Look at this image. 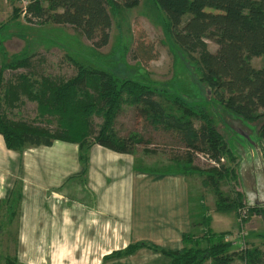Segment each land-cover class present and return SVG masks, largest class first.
I'll use <instances>...</instances> for the list:
<instances>
[{
	"label": "rangeland",
	"instance_id": "rangeland-1",
	"mask_svg": "<svg viewBox=\"0 0 264 264\" xmlns=\"http://www.w3.org/2000/svg\"><path fill=\"white\" fill-rule=\"evenodd\" d=\"M28 1L0 0V113L9 120L25 121L49 129L51 132L62 130L65 125H69L68 122L73 121L72 128L80 137L84 133V128L77 119L83 115L82 113H75L69 108L64 114L54 108L42 107L26 92L30 91L31 96L40 94L43 80L46 79L50 82H68L78 77L81 68L112 72L121 80L132 79L166 94L169 99H165L169 101L162 102L163 105L171 109L176 117L188 121V118L182 114L183 110H179L180 107L178 109L172 104L173 100L177 99L181 105L206 115L211 126L225 139L231 152L222 164L234 170L235 175L227 176L222 164L214 165L201 150L189 149L181 136L175 130H165L158 118L140 115L138 108L143 106H134L126 95L123 97L124 102L113 126L114 132L121 138L136 134L142 140V144H137L135 152L131 155H134L138 169L140 168L143 172L156 174L185 172L190 176L191 183H196L194 190L199 191V196L205 193V199L210 198L215 202L218 197V194L214 192L215 185L225 199L237 201L238 194L242 195L241 200L246 207H240L238 204L239 219H242L246 226L252 219L256 220H254V226L259 225L256 226L258 230L253 231L251 239L248 240L246 232L243 237L238 235L230 240L231 250L257 249L264 253V228L260 225V218H258L261 214L258 211H252L255 206L264 204V140L259 134L260 125L224 111L218 104L209 87L202 81L199 66L191 61L173 41L168 31V19L155 2L142 0L139 5L132 8H110L113 18L110 41L107 46L97 49L93 42L87 40L72 26L57 25L52 22L45 24L28 22L24 14ZM43 3L47 5L48 0H43ZM207 42L209 49L216 52L218 46L211 40ZM147 53L156 55V59L144 60ZM251 62L255 68H260L263 58H251ZM13 86L20 87L22 92L17 95L19 100L9 104L8 98L16 95V92L13 95ZM93 91L92 89L89 91L91 96L96 95ZM82 96L83 94L80 93L78 99ZM157 100L163 101L159 97ZM87 119L96 131L104 124L101 111L94 112ZM192 121L197 128L202 124L197 119ZM85 143L91 145L88 150L85 147L82 151L88 156V162L86 165L80 160L81 171L78 173L79 179L76 184V194L82 199L88 192L86 177L92 164L91 150L98 146L92 142V137H87ZM199 148L203 149L202 146ZM120 164L116 162L110 165L114 168ZM212 174L216 175L214 179L210 177ZM212 180L216 183H211ZM206 183L211 188H208ZM12 195L16 198L18 196L16 192H12L8 200ZM1 206L0 264H5L6 256L17 257L20 252V229L17 218L18 205H2L1 202ZM7 207L10 212L7 211ZM14 207L16 211H13ZM208 211L212 210L208 208ZM246 226L243 231H249V226ZM228 228L233 229V223ZM257 233L262 235L258 237ZM113 234L114 232H111L110 238L117 242L118 239H115ZM115 235L121 236V233L115 232ZM257 237L262 241L257 240ZM195 238L203 239L204 235ZM233 240H238L239 244L234 245ZM135 244L137 243L131 245ZM141 244H147L149 247H137L132 252H128L129 254L125 251L131 245L124 249L121 248V244L112 246L102 262L103 264H132V261L134 262L132 256L142 249H148L159 259V262L151 264H171L172 253H182L185 250V248L179 251L164 249L149 243ZM203 244L206 245L205 241ZM89 250L84 249V251ZM43 251V258L46 256L44 264H64V261L62 260L61 263L60 259L65 257L59 258L55 250L54 253L51 249H43ZM41 253L42 249L36 258H39ZM82 258L85 259L84 256ZM152 259L154 260L155 257ZM208 264H212L211 261H208Z\"/></svg>",
	"mask_w": 264,
	"mask_h": 264
},
{
	"label": "trees",
	"instance_id": "trees-1",
	"mask_svg": "<svg viewBox=\"0 0 264 264\" xmlns=\"http://www.w3.org/2000/svg\"><path fill=\"white\" fill-rule=\"evenodd\" d=\"M153 1L167 17L168 31L173 41L199 66L201 79L218 104L224 111L259 124V134L264 140V0ZM141 2L142 0H48L45 5L43 0H29L24 14L30 23L52 22L72 26L98 49L107 46L110 41L113 24L110 8H132ZM207 40L218 46L216 52L209 49ZM146 55V58L141 57L147 61L156 59V55ZM251 58H263L262 67L255 68ZM42 86L38 95L31 96L30 91L26 93L42 107L54 108L64 114L69 108L75 113H82L83 117H79L77 121L84 128L83 135L79 137L75 133L73 121L68 122L69 125H65L62 130L51 132L25 121L9 120L0 113V134L9 150L21 153L31 147H50L55 141L69 142L79 145L80 160L87 165L88 156L82 151L85 147L89 149L91 145L85 142L87 137H92L94 144L117 153L133 154L135 146L142 144V140L136 134L121 138L113 130L126 95L134 106H143L138 108L140 115L158 118L160 125L165 130H175L189 149L201 150L208 158L220 164L222 158L230 156L227 142L211 126L206 115L181 105L175 99L172 104L178 109L180 107L179 110L182 109V114L188 118V121H184L163 105L162 102L169 101L166 94L132 79L121 80L112 72L81 68L78 77L68 82H50L46 79ZM12 88L13 95L15 92L16 95L8 98L9 104L19 100L17 95L22 92L20 87ZM91 89L96 95L91 96ZM80 93L83 96L78 99ZM158 97L163 101H158ZM96 111H101L104 118V124L98 131L87 119ZM192 119L200 120L201 126L197 128ZM222 167L227 176L235 175L234 170L226 168L224 164ZM215 176L210 175L213 179ZM214 188L219 197V210L237 211L238 204L246 207L241 200L242 195L238 194L239 201L230 202V199L224 198L218 186L215 185ZM17 195V198L12 195L2 205L14 204L19 207L21 194ZM1 208L2 206L0 212ZM7 211L10 212V209ZM13 211H16L15 207ZM252 211H258L264 217V205H257ZM227 236V233L217 235L209 231L204 234L203 239L185 235L187 247L182 253H172L171 264H207L208 261L212 264H229L236 257L249 264H264V253L257 249L231 250L232 245L226 241ZM204 241L206 245L203 244ZM137 247L145 248L149 245L137 243L131 245L125 253L129 254ZM5 264L19 262L16 256H6Z\"/></svg>",
	"mask_w": 264,
	"mask_h": 264
},
{
	"label": "crops",
	"instance_id": "crops-1",
	"mask_svg": "<svg viewBox=\"0 0 264 264\" xmlns=\"http://www.w3.org/2000/svg\"><path fill=\"white\" fill-rule=\"evenodd\" d=\"M91 151L88 192L82 199L76 194L81 171L77 144L55 141L50 147H33L19 153L9 150L0 134V203L12 192L22 197L17 215L19 264H44L43 249L65 257L60 259L64 264H103L110 248L119 244L122 249L140 242L179 251L187 247L185 235L199 237L209 231L227 233L231 239L247 232L249 240L258 230L259 224L254 226L256 220L252 219L249 231H243L246 225L239 219V212L219 210L217 195L216 202L205 199V193L199 196L194 190L196 183L192 184L185 172H143L134 155L100 145ZM116 162L121 164L113 168L110 164ZM258 218L264 228V217ZM232 223L234 228H228ZM111 232L117 242L110 238ZM40 249L41 256L36 258ZM156 256L142 249L132 256V264L159 262ZM229 264L249 263L236 257Z\"/></svg>",
	"mask_w": 264,
	"mask_h": 264
},
{
	"label": "built area",
	"instance_id": "built-area-1",
	"mask_svg": "<svg viewBox=\"0 0 264 264\" xmlns=\"http://www.w3.org/2000/svg\"><path fill=\"white\" fill-rule=\"evenodd\" d=\"M27 3H29V1H28ZM25 9H26V8H25ZM25 9H24V10H25ZM210 161H211L214 165H217V166L220 164V163H217V162H215V161H213V160H211V159H210ZM221 162H222V163L225 162V158H222V159H221ZM240 220H241V222H242V219H240ZM244 234H245L244 232H240L238 235H241V236L243 237ZM238 235H237V236H238ZM237 236H236V237H237ZM236 237H235V238H236ZM232 239H234V238H231V239H230V237H227V238H226V241L231 242L230 240H232ZM233 244H234V245H237V244H239V241H238V240H233Z\"/></svg>",
	"mask_w": 264,
	"mask_h": 264
}]
</instances>
